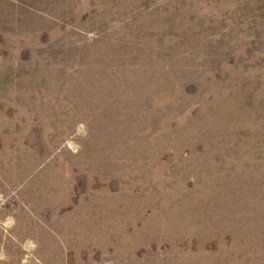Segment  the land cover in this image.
<instances>
[{
	"label": "rangeland",
	"instance_id": "obj_1",
	"mask_svg": "<svg viewBox=\"0 0 264 264\" xmlns=\"http://www.w3.org/2000/svg\"><path fill=\"white\" fill-rule=\"evenodd\" d=\"M0 264H264V0H0Z\"/></svg>",
	"mask_w": 264,
	"mask_h": 264
}]
</instances>
